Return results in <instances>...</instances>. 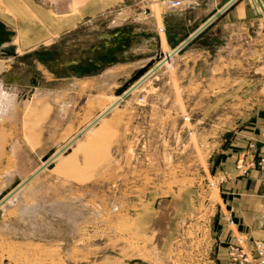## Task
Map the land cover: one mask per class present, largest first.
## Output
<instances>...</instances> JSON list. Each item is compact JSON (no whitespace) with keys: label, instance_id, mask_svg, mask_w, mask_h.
<instances>
[{"label":"rangeland","instance_id":"obj_1","mask_svg":"<svg viewBox=\"0 0 264 264\" xmlns=\"http://www.w3.org/2000/svg\"><path fill=\"white\" fill-rule=\"evenodd\" d=\"M52 3V14L62 15ZM134 15L115 8L84 17L22 60L1 58L21 63L30 86L20 123L0 125V204L13 194L1 208L0 264H211L222 176L216 157L260 94L225 92L231 77H214L206 63L197 77L191 60L165 64L163 52L152 54L150 72L129 90ZM122 32L135 34L104 44L113 33L122 41ZM180 194L193 206L157 249L134 227L135 213L146 200Z\"/></svg>","mask_w":264,"mask_h":264},{"label":"crops","instance_id":"obj_2","mask_svg":"<svg viewBox=\"0 0 264 264\" xmlns=\"http://www.w3.org/2000/svg\"><path fill=\"white\" fill-rule=\"evenodd\" d=\"M51 1V6L62 10L60 14L64 16L52 14ZM181 1L190 4L189 7L169 9L165 0H69L68 3L66 0H0V92L3 93L0 125L20 123L21 109L25 107L21 104V96L30 86L29 73H25L21 63L4 65L1 60L4 55L11 60L16 57L22 60L50 38L71 32L80 19L124 8L136 17L137 70L152 54L163 52L164 46L170 50L209 20L201 35L172 55L171 64L181 65L183 60H191V69L199 77L204 76L206 63L214 77L232 78L223 91L260 94L252 111L237 121L215 161L216 171L222 176L218 184V212L209 240L218 264H225L227 243L251 248L254 241H259L264 246V169L251 167L241 175L235 168L237 158L244 155V160L250 159L245 153L249 141L254 142L256 148L264 149V18L255 0ZM260 2L264 7V0ZM122 33V41L118 38L117 43L114 42L117 33H113L111 38L107 36L104 44H122L135 34ZM120 47L125 55L135 53L133 48ZM162 62L170 63L169 57ZM228 62L233 64L227 65ZM46 90L53 94L61 91L60 87ZM4 94H12L15 101L7 100ZM4 135L3 139H11V133ZM15 135L16 139L24 140L22 134ZM19 180L23 179L12 180L10 186ZM191 206V198L184 194L170 196L156 204L151 198L135 213L134 227L143 230L155 248H166L174 238L175 222L187 215Z\"/></svg>","mask_w":264,"mask_h":264},{"label":"built area","instance_id":"obj_3","mask_svg":"<svg viewBox=\"0 0 264 264\" xmlns=\"http://www.w3.org/2000/svg\"><path fill=\"white\" fill-rule=\"evenodd\" d=\"M164 4L169 9L189 7L190 5L183 4L181 0H165ZM177 47L178 45L172 47L169 53H165L162 60H168V57L171 59L172 55L177 52ZM245 153L250 155V159L244 160V155H242L235 161V168L241 175L245 174L251 167L264 169L263 148H256L254 142L249 141ZM216 260L215 255L214 258L210 256L208 261L211 264H218ZM225 264H264V246L259 241H254L251 248H246L240 244L227 243L225 246Z\"/></svg>","mask_w":264,"mask_h":264},{"label":"water","instance_id":"obj_4","mask_svg":"<svg viewBox=\"0 0 264 264\" xmlns=\"http://www.w3.org/2000/svg\"><path fill=\"white\" fill-rule=\"evenodd\" d=\"M255 1L258 5L262 15L264 16V7H263L262 3L260 2V0H255ZM207 21L208 22H205L204 25L201 28H199V30H197L192 36H188V37L184 38L179 44H177L178 45L177 52H180L181 50H183L184 48L189 46L190 43L195 40V38H197L199 35H201L202 31L205 30L209 24V20H207ZM150 64H151V61H148L144 66H142V68H140L139 70H136V72L129 78L128 82L133 83V81H137L143 75V73L145 72V70L147 69V67Z\"/></svg>","mask_w":264,"mask_h":264},{"label":"bare ground","instance_id":"obj_5","mask_svg":"<svg viewBox=\"0 0 264 264\" xmlns=\"http://www.w3.org/2000/svg\"><path fill=\"white\" fill-rule=\"evenodd\" d=\"M62 2H63V1H62ZM54 6H55V5H54ZM62 13H64V12H62ZM60 16H64V15L62 14V15H60ZM163 53H164V54H165V53H166V54L169 53V49L165 48V50L163 51ZM162 61H163V60H162ZM162 61H160V62H162ZM158 63H159V62H158ZM158 63H157V64H158ZM145 64H146V63H145ZM145 64H144V65H145ZM144 65H143V66H144ZM140 68H142V66H141ZM140 68H138L137 70H139ZM150 70H151V69H150ZM150 70H148V67H147V69H146V71L143 73V75H142L137 81H134V82L130 85L129 90L132 89V88H134V86H135L136 84H138L140 81H142V80L146 77V75H148V73L150 72ZM133 74H134V73H133ZM133 74H132V75H133ZM132 75H131V76H132ZM119 96H122V95H119ZM114 106H115V103H114L112 106H110V107H114ZM110 107H109V108H110ZM95 120H96V119H95ZM95 120H94V121H95ZM55 157H56V154H55V156L52 157L51 159L53 160V159H55ZM49 160H50V159H49ZM46 161H47V160H46ZM46 161H45V162H46ZM47 162H48V161H47ZM35 172H36V171H35ZM35 172H34V173H35ZM34 173H33V174H34ZM10 192H11V191H10ZM12 198H13V194H12L11 196H9V197H6L5 200L0 204V214H1V208H2V205H3L5 202H6V203L9 202V200H11ZM3 206H4V205H3ZM0 216H1V215H0Z\"/></svg>","mask_w":264,"mask_h":264}]
</instances>
